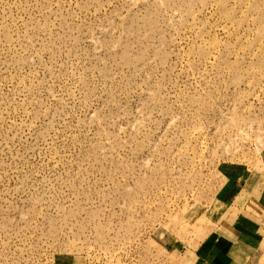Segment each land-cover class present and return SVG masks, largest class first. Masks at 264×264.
Instances as JSON below:
<instances>
[{
	"label": "rangeland",
	"instance_id": "1",
	"mask_svg": "<svg viewBox=\"0 0 264 264\" xmlns=\"http://www.w3.org/2000/svg\"><path fill=\"white\" fill-rule=\"evenodd\" d=\"M259 233L264 0H0V264H241Z\"/></svg>",
	"mask_w": 264,
	"mask_h": 264
},
{
	"label": "crops",
	"instance_id": "2",
	"mask_svg": "<svg viewBox=\"0 0 264 264\" xmlns=\"http://www.w3.org/2000/svg\"><path fill=\"white\" fill-rule=\"evenodd\" d=\"M257 239L253 240V247H255V248L251 249V252L248 254V260L242 261L241 264H264V237H263V233H259V236L257 237ZM248 244L251 245V243H249V242H248ZM223 257H221V258H223ZM229 257H230V255L226 254V256H225V259L227 262L226 264H233L230 262L231 257L230 258ZM213 264H225V263H223L222 260H218V258H216L215 262Z\"/></svg>",
	"mask_w": 264,
	"mask_h": 264
}]
</instances>
